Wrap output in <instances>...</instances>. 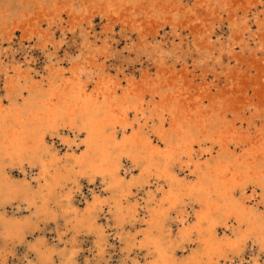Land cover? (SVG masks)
I'll list each match as a JSON object with an SVG mask.
<instances>
[{
    "label": "bare ground",
    "instance_id": "bare-ground-1",
    "mask_svg": "<svg viewBox=\"0 0 264 264\" xmlns=\"http://www.w3.org/2000/svg\"><path fill=\"white\" fill-rule=\"evenodd\" d=\"M0 82V264H264V0H0Z\"/></svg>",
    "mask_w": 264,
    "mask_h": 264
},
{
    "label": "rangeland",
    "instance_id": "rangeland-1",
    "mask_svg": "<svg viewBox=\"0 0 264 264\" xmlns=\"http://www.w3.org/2000/svg\"><path fill=\"white\" fill-rule=\"evenodd\" d=\"M96 24H97V21L95 22ZM17 35L16 36H20V33L19 32H17L16 33ZM17 39V38H16ZM119 48H122V43H120L119 44ZM32 58L34 59V60H37V63L41 66L42 64H43V59L44 58H42L41 57V55L40 54H38V52H34V53H32ZM4 96H5V92H3L2 91V83L0 82V97L1 98H4ZM82 139V140H81ZM81 141H83V137L81 136V137H79L78 138V142H81ZM56 146L58 147V148H60V149H62V146H60L59 145V143H56ZM81 149H82V146H81ZM63 151V150H62ZM80 152V151H79ZM29 169H27L26 171L28 172V174L29 175H32V176H35V177H37V175H38V170L37 169H34L32 172H29L28 171ZM27 174V175H28ZM17 177H22V175L21 174H15ZM152 186V185H151ZM81 187H82V190H83V195L86 197V196H88L89 197V195H90V192L92 191V190H94V191H97V190H102L103 189V187L102 186H100L99 184H97L96 186H92L87 180H85V181H83V182H81ZM152 190L154 189L153 187L151 188ZM139 193V195L141 196V197H146V195H144V192H138ZM140 197V198H141ZM80 199V202H81V205H82V203L84 202V200L82 199V197H80L79 198ZM21 214H26V215H29L30 213L29 212H27L26 210H25V208H23L22 210H21ZM61 224L59 225V227L58 228H56V226L55 225H53V224H49V225H47V226H44L43 225V223H41L40 224V230H41V235L43 236V237H45L47 240H48V242L51 244V245H57V234L58 233H63V232H65V235H64V237H63V240L64 241H66L68 244H69V240L71 239V235H72V231L71 230H69L68 228L66 229V228H64L63 227V225H62V222H60ZM54 241V242H53ZM83 241H85V242H83ZM82 242H81V240H80V244H82L81 246L83 247V249H84V253H85V255H87V258H88V261H89V263L90 264H96V261L98 260L97 259V252H96V250H94L93 248H92V239H89V240H83ZM113 245L115 246L114 247V250L113 251H111V255L113 256V258L110 260V263L111 264H118V257H119V251H120V249H121V245L120 244H118V242L117 241H114L113 242ZM90 250H92V252H90ZM106 258H108V255L106 256ZM25 260V261H24ZM143 259L141 258V261H142ZM9 264H34V261H33V258L32 257H28V255H27V253H26V250H25V248L24 247H19L17 250H16V255L14 256V258H11L10 260H9ZM99 264H104V259H100V261H99Z\"/></svg>",
    "mask_w": 264,
    "mask_h": 264
}]
</instances>
